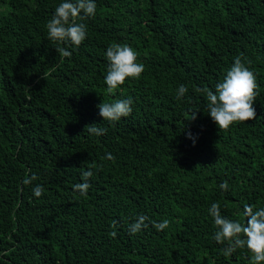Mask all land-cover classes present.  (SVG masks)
<instances>
[{"label":"trees","instance_id":"16d2710c","mask_svg":"<svg viewBox=\"0 0 264 264\" xmlns=\"http://www.w3.org/2000/svg\"><path fill=\"white\" fill-rule=\"evenodd\" d=\"M59 3L0 0V264H250L246 247L223 254L208 209L245 223V204L264 208V0H95L79 47L48 39ZM112 43L145 71L109 93ZM241 54L256 118L220 130L196 89L214 91ZM128 98L129 116L103 121L97 105ZM89 168L84 197L73 185ZM140 215L148 226L130 234Z\"/></svg>","mask_w":264,"mask_h":264},{"label":"clouds","instance_id":"9594fccd","mask_svg":"<svg viewBox=\"0 0 264 264\" xmlns=\"http://www.w3.org/2000/svg\"><path fill=\"white\" fill-rule=\"evenodd\" d=\"M95 0H61L55 8L53 15L46 22L48 39L56 43H67L79 47L87 37V26L77 22L86 17H92L96 13ZM57 53L61 57H71L72 53L65 47H57ZM108 67L104 82L107 91L113 92L123 85L128 78L139 79L145 71V65L138 62L137 52L128 44L112 43L105 52ZM243 54L234 58L231 67L226 71L223 79L215 85V90L210 88H197L207 100V110L212 121L220 130H227L235 122H247L256 118V110L253 107L256 97L259 94L255 74L242 62ZM188 89L185 85H179L177 99L182 98ZM132 99H118L109 103L102 102L97 105L99 115L103 121L116 122L127 117L132 112ZM197 118L196 112L191 114V120ZM85 130L97 136L106 133V129L98 127L97 124L86 125ZM192 138L191 133L188 134ZM102 159L114 160L111 153H106ZM92 167H95L94 165ZM93 176L91 168L81 170L82 182L73 185V189L81 196L86 197L91 187L89 179ZM36 177L25 178L22 183L31 184ZM219 187L227 191V181ZM35 197H40L44 188L36 185L32 189ZM220 203L214 202L208 209L209 215L214 220L216 231L212 239L219 244L226 245L222 252L230 256L237 249H246L251 253L250 264H262L264 262V208L255 209L253 206L244 205L243 214L246 222L231 220L221 214ZM149 218L144 215L137 217L136 222L129 225V233L136 234L146 228ZM157 231H163L169 227L170 221L164 219L160 222L151 221ZM115 222H113V227ZM116 233H110L115 236Z\"/></svg>","mask_w":264,"mask_h":264}]
</instances>
